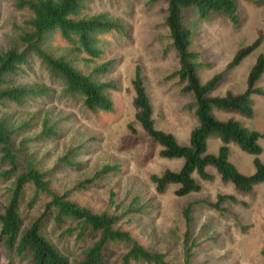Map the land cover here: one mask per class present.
<instances>
[{
    "label": "rangeland",
    "instance_id": "1",
    "mask_svg": "<svg viewBox=\"0 0 264 264\" xmlns=\"http://www.w3.org/2000/svg\"><path fill=\"white\" fill-rule=\"evenodd\" d=\"M235 3L238 16L235 23L222 16L200 17L197 9L191 6L181 11L182 20L191 31L188 50L197 54L194 62L197 63L195 71L200 82L218 73L222 75L208 96L241 92L249 68L264 52V0H235ZM100 13L121 24L123 31L98 34L100 55L86 64H79L83 63L82 68L89 70L111 60L102 79L113 80L117 86L111 92L112 110H85L79 98L63 94L59 82L35 57L30 56L16 74L6 77L4 86L43 87L47 92L20 104H0V116L9 115L17 123L32 117L31 128L18 137V141H24L20 156L29 158L47 171L51 189L58 193L67 191L71 200L93 212L117 210L119 214L128 208L139 210L123 216L117 226L128 231L146 249L163 253L165 260L172 264L184 263V226L180 211L188 202L192 203L190 237L194 238L189 264H264L263 182L255 183L248 192H240L229 181H222L212 167L206 166L212 179L201 181L196 177L200 190L179 197L173 192L175 184L168 185L163 193L158 194L149 180L150 174H159L165 168L177 170L182 158L158 157V146L151 143L149 136L134 121L136 107L131 87L134 66L139 67L155 128L170 132L179 144H188L189 133L198 124L192 92L183 91L182 84L170 77L178 63L164 25L166 0H90L82 10L87 16ZM27 16L25 10L14 7L13 0H0V49L13 43L17 26ZM257 37L261 38L260 43L236 66L227 68L234 53ZM50 45L53 52H58L57 48L65 49L67 43L54 35ZM256 85L264 90V70ZM251 107L250 117L214 108L210 112L215 119L232 118L263 132L264 93L251 96ZM43 113L57 131L53 137L38 136L39 118ZM129 126L136 131L138 141H134L135 132H131ZM257 142L261 147L258 157L264 164V137H259ZM219 144L218 136L210 134L206 138L207 152L215 153ZM228 147V159L237 170L251 174L252 155L233 143ZM69 148L72 149L69 158L76 162L74 166L59 160ZM232 148L238 151L236 158ZM104 164L116 165L117 170L102 175L86 189L74 188ZM9 187L10 177L0 176V211L6 203ZM110 192L113 205L107 206ZM217 193L230 194L237 203L224 201L221 206L225 211L219 213L202 202L214 200ZM31 195L32 190L25 189L21 206L24 226L40 213L46 201L40 196L33 207L27 208L26 202ZM43 233L71 264H76L88 242L78 243L73 237L62 235L61 228L51 222L45 224ZM124 250L122 244L110 245L105 251V259L114 262ZM8 262L0 250V264ZM11 264L26 262L13 258Z\"/></svg>",
    "mask_w": 264,
    "mask_h": 264
},
{
    "label": "trees",
    "instance_id": "2",
    "mask_svg": "<svg viewBox=\"0 0 264 264\" xmlns=\"http://www.w3.org/2000/svg\"><path fill=\"white\" fill-rule=\"evenodd\" d=\"M89 1L13 0L14 7L25 10L28 16L17 26L13 43L0 49V104H20L47 92L43 87L4 86L6 77L16 74L19 67L33 56L59 82L62 93L79 98L85 110H112L111 92L115 91L117 86L113 80L102 79L109 70L111 60L95 65L89 70H84L82 64L100 55L101 50L97 47L98 34L108 31L122 32L123 27L105 14L83 15L82 10ZM235 4V0H166L164 25L178 63V68L170 77H175L182 84V90L192 92L195 99L194 113L198 124L191 129L188 144H179L170 132L154 127L152 107L142 84L139 67L134 66L131 79L133 104L136 107L134 121L149 136L151 143L158 146V157L182 158L177 170L165 168L159 174L149 175V180L158 194L163 193L170 184L176 185L173 192L179 197L198 192L201 185L196 177L201 181L212 179L206 166L212 167L222 181H229L240 192H248L255 183H264V164L258 157L261 147L257 142L259 137H264V131L258 132L248 128L232 118L215 119L210 112L214 108L235 112L244 117L252 115L251 96L264 93V90L256 85L264 70V52L256 57L249 68L245 87L241 92L208 96L222 75L218 73L205 82H200L195 71L197 63L194 62L197 54L188 50L191 31L181 15L184 7L191 6L197 9L200 17L222 16L235 23L238 19ZM54 35L67 43L65 49L57 48L58 52L52 51L50 42ZM260 40L261 38L257 37L252 43L239 48L226 65L227 68L236 66ZM31 118L17 123L9 115L0 116V167H3L0 176L5 179L10 177L7 200L0 211V250L7 256L8 264H11L13 258L25 261L26 264H71L68 257L43 233V227L48 222L58 229L61 228L62 235L73 237L78 243L88 241L76 264H172L165 260L163 253L146 249L133 239L128 231L117 226L123 216L139 210L128 208L119 214L117 210L111 213L107 210L93 212L71 200L67 191L58 193L51 189L47 171L19 154L24 141H18V137L31 128ZM129 130L135 132L134 141H138L136 131L130 126ZM56 134L51 120L43 113L39 118L38 136L50 138ZM210 134H216L220 140L215 153L206 150V138ZM230 143L252 155L251 174L239 172L228 159ZM71 152L72 149H67L59 158L60 162L68 166L76 165V162L69 158ZM116 170V165L104 164L92 175L78 182L74 188L86 189L102 175ZM27 188L32 190V195L26 202L27 208L33 207L40 196L46 201L42 210H39L40 213L28 226H24L21 206ZM112 196L110 192L107 206L113 205ZM227 200L237 203L234 196L221 193H217L214 200L202 202L209 208L223 213L225 208L221 204ZM191 207L192 203L188 202L180 211L184 226L183 264H189L191 247L194 246V238L190 237ZM119 244H122L125 250L114 262H108L105 259L107 247Z\"/></svg>",
    "mask_w": 264,
    "mask_h": 264
},
{
    "label": "crops",
    "instance_id": "3",
    "mask_svg": "<svg viewBox=\"0 0 264 264\" xmlns=\"http://www.w3.org/2000/svg\"><path fill=\"white\" fill-rule=\"evenodd\" d=\"M219 145H220V144H219ZM232 150L236 152V154H235V158H236V155L238 154V151L236 150V148H232V149H231V152H232ZM234 162H235L236 164H238L237 161H234Z\"/></svg>",
    "mask_w": 264,
    "mask_h": 264
}]
</instances>
